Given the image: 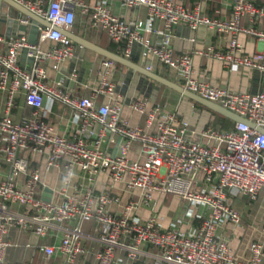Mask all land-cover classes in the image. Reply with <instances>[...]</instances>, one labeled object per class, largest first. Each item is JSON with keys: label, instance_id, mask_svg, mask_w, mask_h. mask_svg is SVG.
<instances>
[{"label": "built area", "instance_id": "1", "mask_svg": "<svg viewBox=\"0 0 264 264\" xmlns=\"http://www.w3.org/2000/svg\"><path fill=\"white\" fill-rule=\"evenodd\" d=\"M13 1L53 27L34 24L24 17L22 23L36 25L37 41L23 35H0V92L5 95L0 112V174L2 166L8 169L5 177L0 175V264H31L6 260L12 228L32 231L41 239L52 232L60 235L59 244L43 245L41 250L47 257L63 256V264H77L88 254L84 245L87 240L97 243L99 250L85 264L135 262L146 245L157 249L167 264H264V243H251L249 258L238 259L217 233L222 222H243L240 210L229 202L231 197H245L253 202L264 193V133L258 130L264 129V89L258 93H235L201 80L195 75L193 57L187 53L177 55L171 46L174 27L185 25L193 31L205 27L228 34L227 49L208 46L197 54L222 62L230 71L248 68L264 74V6L256 0H233L232 17L221 19L207 15L203 2L188 9L175 0H121L129 8L147 9L145 20L132 22L113 14L112 0H98L95 5L86 0ZM78 11L89 16L93 28L104 30L111 41L120 45L126 59L136 45L140 46L146 60L155 57L177 71L184 88L249 120L255 127L235 122L228 131L211 125L197 131L189 119L180 118L168 111L166 104L155 105L146 97L129 102L146 117L145 127L131 126L122 116V96L112 81L117 64L110 59L103 61L99 85L90 96L78 98L64 90L61 82L51 84L49 64L59 70L74 54L75 43L61 31L72 30ZM245 20L249 26L244 25ZM157 21L163 30L155 28ZM154 33L164 39L153 43ZM241 33L256 37L262 48L246 53L239 41ZM47 41L55 46L41 49L40 44ZM22 53L33 60L30 68L21 65ZM21 95L34 114L16 121L12 114ZM101 96L109 101L98 105ZM56 101L79 115L81 129L73 138L56 134L45 119L47 102ZM96 124L101 127L98 131ZM117 137L122 139L119 152L109 155L106 144H115ZM134 143L141 146L143 159L129 157ZM27 153L45 155L46 173L61 168L63 187L51 193L61 196L60 201L43 199L46 187L41 170L32 167ZM76 167L93 184L84 194L68 191ZM104 172L115 183H124L127 189L142 193L127 203L121 215L109 209L119 198L108 192L95 193L97 178ZM155 193L193 205H207L210 212L194 234L162 229L156 218L142 220L135 214L153 202ZM90 221L99 225L101 234L85 233L81 224ZM74 222L80 225L70 226ZM261 232L264 236V223Z\"/></svg>", "mask_w": 264, "mask_h": 264}, {"label": "crops", "instance_id": "2", "mask_svg": "<svg viewBox=\"0 0 264 264\" xmlns=\"http://www.w3.org/2000/svg\"><path fill=\"white\" fill-rule=\"evenodd\" d=\"M97 1L86 0L90 5H95ZM175 1L183 4L188 9H193L196 4L203 2L204 12L210 17L221 19H229L232 17L231 5L233 0ZM256 1L259 5L264 6L262 1ZM111 10L113 14L126 21L133 22L147 18V9L145 7L129 8L123 5L121 0H112ZM24 17L8 6H0V35L7 37L23 35L28 36L33 42L37 41L38 29L36 25L22 23L21 20ZM244 25L249 26L247 20L244 21ZM155 28L157 30H163L162 23L157 21ZM71 32L103 49L125 58L123 48L111 41L104 30L93 28L90 24L89 16L82 14L81 11L77 13ZM151 39L153 43H159L164 39V36L154 33L151 35ZM192 39L194 41H191ZM228 39V34L218 33L205 27H200L196 31H193L185 25H178L174 27L171 46L175 54L187 53L193 57L195 75L201 80L235 93H258L264 89V74L248 68L230 71L222 62L197 54L208 46H214L216 49H227ZM239 41L243 45L245 52L249 54L262 48V44L259 43L256 37L246 33L239 35ZM54 46L55 43L51 41L40 44L43 50ZM105 59L101 55L90 50H84L75 44L73 56L67 59L59 70L54 69L49 64L47 67L49 82L54 85L61 82L62 88L69 91L75 97L90 96L92 91L99 85V71ZM129 60L146 69L152 66V69L149 71L184 86V82L177 71L160 63L155 57H149L146 60L142 56L141 48L138 45L133 48ZM32 64L33 60L22 53L21 65L30 68ZM112 81L116 84L117 91L122 96L124 105L122 116L131 126L145 127L146 117L130 107L129 102L132 98L146 97L155 105H167L170 103L175 108V113L182 119H189L191 126L197 131H202L209 125L222 131H228L234 127L235 122L227 118L231 122L228 128L224 127L226 124L224 121L214 124L213 114L211 116L208 115L205 109L193 106L190 102L181 98L178 99L176 95L165 87L149 81L119 64L116 66ZM156 88H160L158 94L155 92ZM4 99L5 95L0 92V112L3 108ZM108 101V98L101 96L97 104L101 105ZM33 114L34 109L26 105L24 95H21L16 102V108L13 110V118L16 121H21L26 117H31ZM44 114L45 119L53 125L56 134L73 138L81 129V122L77 111L60 101L54 103L47 102ZM100 128V125L96 124L95 130L98 131ZM121 141L122 139L117 137L115 144L107 143L105 147L107 153L112 156L117 155L119 152V142ZM141 152V146L134 143L130 147L129 157L134 160L143 159ZM26 157L30 159L32 167L41 170L42 180L46 188L54 192L63 187L61 168L55 167L47 173L44 171L46 162L45 155L40 153H27ZM2 170L3 172L0 175L1 177H5L8 169L2 166ZM20 181L22 182L23 179H20ZM92 186L93 184L89 181L88 175L76 167L71 185L68 188L69 193L79 192L84 194ZM94 188L96 194L108 192L110 195L119 198V202L109 206V209L115 215H121L127 203L131 200L138 199L142 194L138 189H127L124 183H115L109 174L105 172L97 178ZM50 198L53 201H60L62 199L59 195H51ZM229 202L240 210L243 216V222L241 225H234L228 221L222 222L218 227L217 233L228 242L238 259H248L251 243L255 241L264 243V236L261 232L264 223V193L253 202L245 197H231ZM14 208L18 211L26 210L23 207ZM209 212L210 207L207 205H193L177 197L161 196L155 193L153 202L149 206L139 208L135 214L142 220H147L151 217L156 218L162 229H177L185 233L194 234L200 229ZM165 215L166 218H163ZM79 225V222L70 224V226ZM81 226L85 233L91 236L101 234L99 225L96 222H84ZM9 239L11 246L8 247L6 252V260L8 262H29L31 264L64 263L63 256L56 254L54 257H47L41 250L43 245H57L60 243L61 236L55 232H52L47 238L41 239L32 231H22L17 228H12L9 233ZM84 245L87 248L88 254L82 257L77 264H85L92 261L93 254L99 250V245L94 241L87 240L84 242ZM142 250L143 253L138 261L126 262L124 264H167L162 262L157 249L146 245Z\"/></svg>", "mask_w": 264, "mask_h": 264}, {"label": "water", "instance_id": "3", "mask_svg": "<svg viewBox=\"0 0 264 264\" xmlns=\"http://www.w3.org/2000/svg\"><path fill=\"white\" fill-rule=\"evenodd\" d=\"M3 5L8 6L14 10H16L19 15H23L26 18H29L34 24H40L43 27H47V28H51L53 27L52 24L50 22H48L46 19L36 15L35 13H33L32 11H30L29 9L23 7L22 5L16 3L13 0H0V6L2 7ZM64 35L68 36L70 39L73 40V42L82 47L84 50H90L93 51L99 55H101L102 57L106 58V59H110L112 61H115L117 64L126 67L128 69H130L133 73L135 74H139L142 77L146 78L149 81L158 83L160 86L165 87L167 90L171 91L174 95L177 96L178 99H183L186 100L188 102H190L193 106H197L200 105L202 106L206 113L208 115H212L213 113L219 114L233 122L236 123H246L252 127H255L254 123L250 122L249 120L238 116L237 114L228 111L226 109H224L223 107L219 106L216 103H213L207 99H204L192 92H190L189 90H187L186 88H184L183 86L174 83L172 81H170L169 79L162 77L152 71L147 70L144 67H141L140 65L135 64L134 62H132L129 59H126L114 52H111L109 50L103 49L89 41H87L84 38H81L77 35H75L74 33H72L71 31H61ZM160 91V88H156V93L158 94ZM175 105V104H174ZM166 109L170 112L175 113V108L169 103L166 105ZM188 120V119H186ZM258 130L262 133H264V129L263 128H258ZM51 193L52 191L48 188L45 189L44 193H43V199L45 201H49L50 197H51Z\"/></svg>", "mask_w": 264, "mask_h": 264}, {"label": "rangeland", "instance_id": "4", "mask_svg": "<svg viewBox=\"0 0 264 264\" xmlns=\"http://www.w3.org/2000/svg\"><path fill=\"white\" fill-rule=\"evenodd\" d=\"M264 3V0H260ZM173 71V70H172ZM220 121H222V116L219 115V114H214L213 115V123H220ZM174 203V202H173ZM178 205V204H177ZM168 216H171V215H168ZM163 218H166V215L163 217Z\"/></svg>", "mask_w": 264, "mask_h": 264}, {"label": "trees", "instance_id": "5", "mask_svg": "<svg viewBox=\"0 0 264 264\" xmlns=\"http://www.w3.org/2000/svg\"><path fill=\"white\" fill-rule=\"evenodd\" d=\"M199 108L204 109L202 106L197 105ZM216 113H213V115ZM222 121H224L226 124L224 125V127L228 128L231 125V122L229 120H227L226 118L222 117Z\"/></svg>", "mask_w": 264, "mask_h": 264}]
</instances>
